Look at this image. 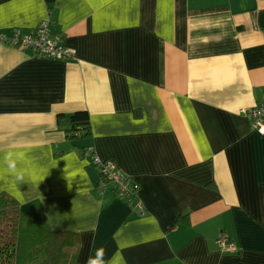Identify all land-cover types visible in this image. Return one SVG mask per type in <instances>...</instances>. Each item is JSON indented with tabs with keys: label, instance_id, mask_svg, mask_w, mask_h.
<instances>
[{
	"label": "crops",
	"instance_id": "1",
	"mask_svg": "<svg viewBox=\"0 0 264 264\" xmlns=\"http://www.w3.org/2000/svg\"><path fill=\"white\" fill-rule=\"evenodd\" d=\"M46 19L70 58L12 41ZM261 103L264 0H0V194L78 235V264L99 247L108 264H264V135L243 112ZM78 110L90 130L70 138Z\"/></svg>",
	"mask_w": 264,
	"mask_h": 264
},
{
	"label": "trees",
	"instance_id": "2",
	"mask_svg": "<svg viewBox=\"0 0 264 264\" xmlns=\"http://www.w3.org/2000/svg\"><path fill=\"white\" fill-rule=\"evenodd\" d=\"M65 116L70 138L89 133L87 110ZM11 209H16L15 215ZM79 248L75 233L49 229L36 201L23 204L8 193L0 194V264H78Z\"/></svg>",
	"mask_w": 264,
	"mask_h": 264
},
{
	"label": "built area",
	"instance_id": "3",
	"mask_svg": "<svg viewBox=\"0 0 264 264\" xmlns=\"http://www.w3.org/2000/svg\"><path fill=\"white\" fill-rule=\"evenodd\" d=\"M50 19L41 21L37 27L28 33H21L15 29L12 41L25 49H30L34 53L52 59H68L72 56V50L65 46L60 34L51 31ZM245 115L251 120L252 126L260 134L264 135V103L257 106L243 109ZM93 151V148H90ZM93 163L99 167L103 184L110 185L120 195L129 202L134 203V208L142 207L139 195V184L127 176L113 159H102L97 155L93 157ZM219 245L226 250H234L235 245L229 243L223 235Z\"/></svg>",
	"mask_w": 264,
	"mask_h": 264
},
{
	"label": "clouds",
	"instance_id": "4",
	"mask_svg": "<svg viewBox=\"0 0 264 264\" xmlns=\"http://www.w3.org/2000/svg\"><path fill=\"white\" fill-rule=\"evenodd\" d=\"M4 165L6 166L8 172L15 177L17 181L24 180V170L18 167V159L14 158L11 154L4 157ZM106 249L104 247H99L95 250L94 256H89L86 264H108L105 260Z\"/></svg>",
	"mask_w": 264,
	"mask_h": 264
},
{
	"label": "rangeland",
	"instance_id": "5",
	"mask_svg": "<svg viewBox=\"0 0 264 264\" xmlns=\"http://www.w3.org/2000/svg\"><path fill=\"white\" fill-rule=\"evenodd\" d=\"M12 210H13V211H12ZM15 210H16V209H11V212H12L13 215H15L14 212L16 213Z\"/></svg>",
	"mask_w": 264,
	"mask_h": 264
}]
</instances>
